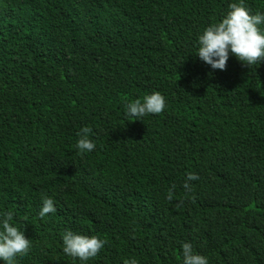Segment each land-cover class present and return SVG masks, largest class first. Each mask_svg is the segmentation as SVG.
<instances>
[{"label":"trees","instance_id":"1","mask_svg":"<svg viewBox=\"0 0 264 264\" xmlns=\"http://www.w3.org/2000/svg\"><path fill=\"white\" fill-rule=\"evenodd\" d=\"M234 2L0 0V220L32 245L15 264H182L185 242L208 264H264V61L197 56ZM153 92L164 111L132 121ZM66 230L106 243L82 262Z\"/></svg>","mask_w":264,"mask_h":264},{"label":"clouds","instance_id":"2","mask_svg":"<svg viewBox=\"0 0 264 264\" xmlns=\"http://www.w3.org/2000/svg\"><path fill=\"white\" fill-rule=\"evenodd\" d=\"M229 11L224 18L207 27L203 34L199 36L198 54L200 60L211 66L212 69L225 70L229 52L239 61L248 67L258 65L264 61V33L258 25L264 23V14H250L243 0L230 3ZM126 115L133 120H141L149 114H160L165 109V98L159 92H153L143 97V102L136 99L127 104ZM92 129L82 127L77 134L80 138L77 141V149L81 154L91 152L96 145L89 139ZM195 173H187L183 188L190 192L191 181L198 180ZM171 186L166 199L173 200ZM183 201L177 203L181 207ZM56 212V207L52 198H44L43 206L39 212V217L43 219L45 215ZM14 213L5 212L0 220V261L6 264H15L17 257L27 255L31 250V241L26 238L24 231L14 226L12 223ZM63 252L72 258H78L86 262L95 258L104 247L106 241L97 236H86L76 234L71 230H66L62 236ZM124 264H138L135 259L126 260ZM182 264H208L205 256L194 253L190 242L182 244Z\"/></svg>","mask_w":264,"mask_h":264}]
</instances>
